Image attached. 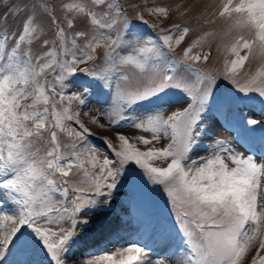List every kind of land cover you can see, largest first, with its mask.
<instances>
[{
  "label": "snow or ice",
  "instance_id": "obj_1",
  "mask_svg": "<svg viewBox=\"0 0 264 264\" xmlns=\"http://www.w3.org/2000/svg\"><path fill=\"white\" fill-rule=\"evenodd\" d=\"M12 7L14 14L23 13V21L18 36L0 31V264H11L10 255L27 250L44 253L49 264H67L79 243L77 226L87 227L86 214L98 210L101 200L109 204L125 166L133 164L142 170L140 179L164 186L178 227L175 264H244L253 249L250 264H264V161L237 152L223 139L205 146L210 148L207 156L191 155L201 147L207 131L202 113L217 86V76L197 64L208 62L217 35V49L225 54L223 77L239 92L264 97V0H221L213 19L203 22L214 23L219 17L226 22L224 29L202 31L183 47L179 58L173 53L191 33L190 27L172 23L153 37L129 25L124 8L113 0L63 2L67 29L74 27L77 17L86 18L88 30L74 34L45 3ZM145 10L165 19L170 16L167 7ZM41 12L56 30L51 42H42L47 51L34 56L31 45L44 35L37 20ZM9 14L11 10L4 14L5 21ZM137 18L147 25L140 12ZM205 45L209 51H204ZM98 49H103L102 69L78 67L95 60ZM250 60L258 65L240 84L236 77ZM123 69L146 83L118 88L108 127L127 126L150 135L135 136L132 142L117 132L119 146L105 139L109 152L101 158L89 139L90 129L72 109L73 104L87 105V90L71 89L78 73L110 88L116 75L129 79ZM184 101L186 106L164 115L165 106ZM92 122L105 127L97 116ZM60 134L71 143L62 145ZM162 138L168 143L157 146ZM154 161H165L166 167ZM74 174L79 176L76 181L70 179ZM4 221L12 225L7 230ZM92 251L82 254L90 258L80 264H172L176 255L157 252L139 239L112 253Z\"/></svg>",
  "mask_w": 264,
  "mask_h": 264
},
{
  "label": "rangeland",
  "instance_id": "obj_2",
  "mask_svg": "<svg viewBox=\"0 0 264 264\" xmlns=\"http://www.w3.org/2000/svg\"><path fill=\"white\" fill-rule=\"evenodd\" d=\"M129 7H130V12L137 18V12H140L143 17L148 18L149 20L155 22V23H159V22H164L166 25L173 23V21H179V20H183L185 18H187L189 16L190 19V28L195 32H192L189 34L188 37H186L185 41L182 43L181 46H179L178 51L182 54V50L183 47H186L187 44L198 34H200L202 31H208L211 29L216 30L218 33H220L224 27L226 22L219 18L216 17L214 23H204L203 21L205 19L208 20H212L213 19V13H215L216 11H218V6L221 3V0H126ZM46 2L51 5V0H46ZM58 2L60 4H62L63 2H66V0H58ZM88 2L90 3V0H88ZM146 3L147 6H144L142 3ZM34 3L33 0H12L11 3H8V0H0V8L1 10H3L4 12H9V10H11V12H16V8L12 7L13 5H21V4H27L29 6H31ZM136 7H133V6ZM167 7L169 8V6L171 7L170 10L175 9L177 12L175 11H171L170 12V16L165 19L163 17H160L158 15H150L145 9L148 7ZM180 8V9H178ZM57 9L60 11L61 7L60 5L57 6ZM0 14H4L3 12L0 11ZM64 13L62 12V15ZM40 16H45L44 14H39ZM194 18H196V20H194ZM21 19L23 20V13H21ZM173 20V21H172ZM60 24L62 25V21L63 19H59ZM74 24H77L78 26H81V28H74L72 31H68L67 30V24H63V26L66 28V30L69 33L74 34L76 31L80 30V31H86L88 30V25L86 22V18L83 17H77L74 21ZM51 29V26H50ZM49 29V30H50ZM0 31H4V28L2 26H0ZM9 33H11V31H7ZM47 36V37H46ZM52 37V30L49 31V33L47 35H43L42 38L43 39H50ZM231 37H225V40L230 39ZM219 40V35H217V37L212 40V44H211V49H210V58L208 60V62L204 63V66L209 67L210 70L215 71L216 73H220L221 76L222 72H223V62H224V52L221 50L217 49V41ZM11 43V41L9 42V44ZM80 44H82L81 42H79ZM199 51V50H197ZM204 51H209L208 45H205L204 47ZM101 53H103V49H98L97 53L98 56L101 55ZM97 56V57H98ZM101 57V56H99ZM99 61H101V59H99ZM210 61V62H209ZM102 62H104L102 60ZM258 65V61L256 60H250L246 63L245 68L240 72V74L236 77L237 81L240 84H243L246 79L247 76L249 74H251L255 68ZM132 75L138 79V77H136L133 72ZM223 80L225 82H227L230 85H233L232 83H230L228 80H226L223 77ZM146 83V81L144 80H137L136 85L137 86H143ZM235 86V85H233ZM230 90L235 91L236 87L230 88ZM256 93V92H253ZM258 94V93H256ZM259 95V94H258ZM28 102V101H27ZM88 105V103H87ZM87 105L83 106L80 108L79 111H81V113L87 117V119L85 118V123L89 124V127L93 128L94 130L102 133L104 135V137L108 138L109 140L115 142L116 146H119V142L116 138V133L120 132L125 134L126 136H128L130 138V140H132V142H135L133 140V137L135 136H139V135H147V133H143L139 130H135V129H121L118 131H108L107 128H101L99 126V124H94L92 122V116H97L95 115V111H91V114L87 113ZM87 113V115H86ZM264 118V108H260L258 110V112L253 116L252 119L257 120L259 123L256 125L251 126L249 132L253 133L256 130H261L264 131V124H261L260 121ZM100 119V118H99ZM104 124V123H103ZM69 140V139H68ZM70 141V140H69ZM161 143V142H160ZM158 145V144H157ZM239 153H244L242 150H236ZM100 155H103L102 152L99 153ZM203 156V152L199 153L197 155L196 158L193 159H197L199 157ZM207 156V155H206ZM261 160V159H260ZM230 164V162H229ZM231 166V164H230ZM146 178V177H144ZM7 222V221H4ZM3 223V222H2ZM3 230H4V226H3ZM255 255V250L253 249L252 251H250V253L248 254L244 264H247L250 259L252 258V256Z\"/></svg>",
  "mask_w": 264,
  "mask_h": 264
},
{
  "label": "bare ground",
  "instance_id": "obj_3",
  "mask_svg": "<svg viewBox=\"0 0 264 264\" xmlns=\"http://www.w3.org/2000/svg\"><path fill=\"white\" fill-rule=\"evenodd\" d=\"M142 241H143V243H145V241H147V239H143ZM101 248H104V246L102 245ZM101 248H100V249H101ZM119 248H121V247H119ZM119 248H118V249H119ZM98 249H99V248H96V249H94V250H98ZM162 249H163L164 251L168 252L169 254L172 253V251H171L170 248L165 249L164 246H160V247H159V250L161 251ZM116 251H117V250H116ZM95 254H99V253H95ZM102 255H103V254H102ZM176 260H177L176 257L172 256V264H175Z\"/></svg>",
  "mask_w": 264,
  "mask_h": 264
}]
</instances>
